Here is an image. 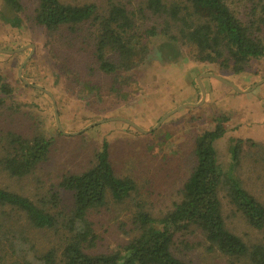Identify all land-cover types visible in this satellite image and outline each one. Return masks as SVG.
Masks as SVG:
<instances>
[{
  "label": "rangeland",
  "instance_id": "374dc122",
  "mask_svg": "<svg viewBox=\"0 0 264 264\" xmlns=\"http://www.w3.org/2000/svg\"><path fill=\"white\" fill-rule=\"evenodd\" d=\"M19 1L22 10L17 11L0 0V75L13 88L0 107V158L7 132L28 138L42 135L52 145L48 160L24 178L11 177L0 164L1 187L38 202L57 192L60 204L55 211L68 213L73 205L71 193L59 183L67 174L88 169L106 139L116 175L131 177L136 183L126 199L118 201L108 193L106 204L90 214L101 238L97 250H118L135 233L136 211L143 209L160 217L180 201L181 188L196 163L197 137L223 121L226 133L214 143L219 162L224 169L230 168L236 140H244L233 174L264 203V59H253L244 71L235 73L217 63L197 61L189 45L169 42L160 34L150 43L146 59L128 73L130 76H103L90 72V48L83 51L81 40L70 43L64 29L48 33L36 22L39 0ZM64 1L96 3L103 8L108 3ZM122 1L129 2L134 10L138 8V0ZM243 2L236 0L241 8ZM150 16L139 22L164 24V18ZM205 73L227 79L242 92L202 76ZM198 79L205 89L204 99ZM184 104L190 105L158 123L166 113ZM220 198L226 227L248 244H264V231L253 228L242 217L225 189ZM26 236L29 241L25 249L37 244L41 251L60 243V236L53 231L28 229ZM208 246L203 234L192 228L177 234L174 252L192 264H247L217 250L209 251ZM22 259L13 255L8 264L21 263Z\"/></svg>",
  "mask_w": 264,
  "mask_h": 264
},
{
  "label": "trees",
  "instance_id": "16d2710c",
  "mask_svg": "<svg viewBox=\"0 0 264 264\" xmlns=\"http://www.w3.org/2000/svg\"><path fill=\"white\" fill-rule=\"evenodd\" d=\"M3 1L22 10L19 0ZM138 1L134 10L122 0H108L105 8L96 3L39 0L35 20L48 33L64 29L70 43L81 40L83 51L90 48V72L103 76H130L128 73L146 59L150 43L160 34L169 42L189 45L197 61L217 63L235 73L244 71L253 59H264V0H239L242 8L236 0ZM147 14L164 18V24L140 23ZM12 92L0 75V107ZM225 133V124L218 121L214 129L197 137L196 163L181 188L180 201L160 217L143 209L136 211L133 237L111 252L97 250L101 238L90 214L106 204L108 193L115 200L126 199L136 189V183L131 177L116 175L106 139L88 169L67 174L59 183L60 188L71 193L73 205L68 213L55 211L60 204L57 192L38 202L0 186V264H8L13 255L23 259L12 264H192L174 252L177 234L192 228L209 242V251L217 250L247 264H264V244H248L226 227L222 189L242 217L263 231L264 203L233 174L244 140H236L230 168L224 169L219 162L214 143ZM3 137L6 146L0 164L11 177L29 176L49 158L52 141L42 135L28 138L7 132ZM28 229L53 231L60 236V243L41 251L37 244L25 249Z\"/></svg>",
  "mask_w": 264,
  "mask_h": 264
},
{
  "label": "water",
  "instance_id": "95a60500",
  "mask_svg": "<svg viewBox=\"0 0 264 264\" xmlns=\"http://www.w3.org/2000/svg\"><path fill=\"white\" fill-rule=\"evenodd\" d=\"M202 76L214 77V78L219 79V80H221L222 82H224V83L230 85V86L233 87L235 90H237V91H239V92H240V91L242 92V90H241L240 88H238V86H236L234 83L228 81L227 79H225V78H223V77H221V76H218V75L213 74V73H205V74H202ZM198 82H199V86H200V88H201V90H202V96H203V99H204V98H205V89H204L202 83L200 82V79H198ZM25 83H28V82L25 81ZM257 84H259V83H257ZM255 85H256V84H255ZM255 85H254V86H255ZM34 86H36V85H34ZM37 87H38V86H37ZM188 105H190V104H184V105H181V106L175 108L174 110H172V111L166 113L158 123L160 124L165 118H167L168 116H170L171 114H173V113L176 112L177 110H179V109H181V108H183V107H186V106H188ZM194 105H195V104H194ZM56 115L58 116L57 108H56ZM58 121H59V120H58ZM125 121H127V120H125ZM128 122H129L130 124H132L133 126H135L136 128L140 129L141 131H145V130L139 128V127H138L136 124H134L133 122H131V121H128ZM59 126H60V125H59ZM59 128H60V130L62 131V127L60 126ZM62 132H63V131H62ZM65 133H66V132H65ZM69 134H73V133H69Z\"/></svg>",
  "mask_w": 264,
  "mask_h": 264
},
{
  "label": "crops",
  "instance_id": "0c3cea01",
  "mask_svg": "<svg viewBox=\"0 0 264 264\" xmlns=\"http://www.w3.org/2000/svg\"><path fill=\"white\" fill-rule=\"evenodd\" d=\"M214 78V77H213ZM219 80V79H218ZM221 81V80H220ZM222 82V81H221ZM230 86V85H229Z\"/></svg>",
  "mask_w": 264,
  "mask_h": 264
}]
</instances>
